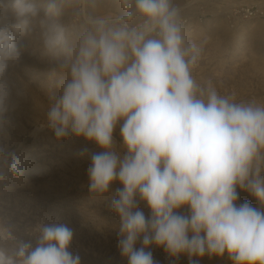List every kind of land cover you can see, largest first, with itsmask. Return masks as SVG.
Wrapping results in <instances>:
<instances>
[{
	"label": "clouds",
	"instance_id": "clouds-1",
	"mask_svg": "<svg viewBox=\"0 0 264 264\" xmlns=\"http://www.w3.org/2000/svg\"><path fill=\"white\" fill-rule=\"evenodd\" d=\"M99 0H11L15 18L0 26V121L9 89L3 79L22 55L14 34L33 37L66 73L51 95L47 127L95 143L88 190L107 193L120 218L118 248L128 264H159L150 247L179 258L227 257L233 264H264V103L221 94L193 75L206 42L189 40L177 0H117L120 12ZM0 0V7H4ZM71 25L82 23L73 38ZM119 127L121 156L115 150ZM84 153L81 152V155ZM23 175L15 152L0 148V169ZM5 173L0 170V181ZM237 188L260 205L237 204ZM150 209V216L138 207ZM187 209L186 214L180 210ZM36 246L0 243V264H81L69 251L66 224L37 225ZM13 236L0 235V242ZM137 241L141 247L137 248Z\"/></svg>",
	"mask_w": 264,
	"mask_h": 264
},
{
	"label": "rangeland",
	"instance_id": "rangeland-1",
	"mask_svg": "<svg viewBox=\"0 0 264 264\" xmlns=\"http://www.w3.org/2000/svg\"><path fill=\"white\" fill-rule=\"evenodd\" d=\"M188 0H177L182 8L184 22L188 13ZM0 7V26L14 22L15 13L11 0H4ZM97 8L119 13L117 0H99V5L90 2L88 11L96 14ZM220 20L222 29L211 34L206 25L185 27L189 40L206 42L204 57L194 69L198 82H211L221 94H235L237 100L255 99L264 103V27L257 22H239L230 27L225 18ZM75 38L82 23L71 25ZM34 35L27 37L14 34L21 48V57L11 62L4 76L9 89L7 112L0 121V148L5 153L15 152L21 160L23 175L13 177L6 168L0 181V235L11 232L13 240L0 242L11 248L17 240L29 241L35 247L37 225L62 223L73 230L69 251L79 254L81 264H128L118 248L120 218L111 208L117 189L122 185L114 182L107 193L95 195L88 190V168L91 156L102 151L95 143L69 135L57 139L47 125L50 96L60 94L58 79L66 73L53 70L57 60L46 54L34 38L38 26L33 23ZM114 132L115 150L124 155L123 142ZM81 152L84 154L81 155ZM35 173L42 175L36 176ZM237 204L245 201L260 208L259 203L246 191L237 188ZM138 199V198H137ZM138 207L146 216L150 209L139 201ZM182 214L187 209L180 210ZM136 247H141L137 241ZM159 264H189L187 255L172 257L163 248L152 245L149 249ZM198 264H233L227 257H193Z\"/></svg>",
	"mask_w": 264,
	"mask_h": 264
},
{
	"label": "built area",
	"instance_id": "built-area-1",
	"mask_svg": "<svg viewBox=\"0 0 264 264\" xmlns=\"http://www.w3.org/2000/svg\"><path fill=\"white\" fill-rule=\"evenodd\" d=\"M186 28L225 18L231 28L236 22H257L264 27V0H188Z\"/></svg>",
	"mask_w": 264,
	"mask_h": 264
},
{
	"label": "bare ground",
	"instance_id": "bare-ground-1",
	"mask_svg": "<svg viewBox=\"0 0 264 264\" xmlns=\"http://www.w3.org/2000/svg\"><path fill=\"white\" fill-rule=\"evenodd\" d=\"M206 26L207 27H205V28H207V29H210L212 27V30L210 31V33L213 34V35L214 34H218L219 30L222 29V25H221L219 19L218 20H212V21L208 22V24ZM34 175L39 176V175H42V174L35 173Z\"/></svg>",
	"mask_w": 264,
	"mask_h": 264
}]
</instances>
